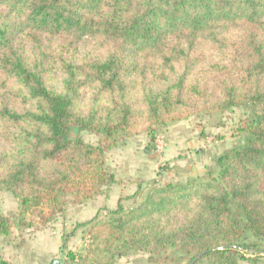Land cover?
I'll return each instance as SVG.
<instances>
[{
	"label": "trees",
	"instance_id": "trees-1",
	"mask_svg": "<svg viewBox=\"0 0 264 264\" xmlns=\"http://www.w3.org/2000/svg\"><path fill=\"white\" fill-rule=\"evenodd\" d=\"M235 108L248 112L245 142L216 159V176L153 186L109 221L79 224L85 264L264 254V0H0V188L42 226L118 182L104 155L117 135L154 140ZM24 225L0 212V236Z\"/></svg>",
	"mask_w": 264,
	"mask_h": 264
},
{
	"label": "rangeland",
	"instance_id": "rangeland-1",
	"mask_svg": "<svg viewBox=\"0 0 264 264\" xmlns=\"http://www.w3.org/2000/svg\"><path fill=\"white\" fill-rule=\"evenodd\" d=\"M247 116L248 112L243 108H235L224 114L199 113L188 120L160 128L154 140L146 132L131 136L117 135L114 147L104 155L107 169L126 189L125 194H120L119 202L129 210L139 205L153 186H165L169 182L186 183L209 173L216 176V159L224 151L244 144L245 135L239 130V125ZM80 136L94 145L104 141V137L96 133L83 132ZM110 187L81 203H71L69 199L66 210L45 226L40 224L36 214L25 213L18 199L6 187H1L0 212L17 223L25 224L13 227L6 236H0L1 256L6 260L11 252L20 251L29 256L36 250L37 253L49 250L52 252L48 264H85L84 259L90 254V237L88 227L78 226L93 219L102 223L112 218L109 212L119 205L116 198L109 196L106 200L109 207L104 205L96 212H92L90 207L91 204L95 205L92 200L109 193ZM80 228L85 229L83 236L70 249L69 238L74 229ZM61 235V247L57 248L54 237ZM251 241L255 239L251 238ZM70 253L75 255V259L71 258ZM178 257L172 250L154 257L147 253L131 252L118 258L115 264H189V261ZM245 257L239 264H264V254L254 261L249 260L252 258L249 255ZM196 264L219 263L215 258L204 257Z\"/></svg>",
	"mask_w": 264,
	"mask_h": 264
},
{
	"label": "crops",
	"instance_id": "crops-1",
	"mask_svg": "<svg viewBox=\"0 0 264 264\" xmlns=\"http://www.w3.org/2000/svg\"><path fill=\"white\" fill-rule=\"evenodd\" d=\"M118 183L114 184L113 186L110 187V191L109 193H105V195H101L96 197V200H92L95 202V205L91 204L90 207H92V212H96L98 211L101 207H103L104 205L106 207L107 203L106 200L107 198L110 196L112 199L116 198V202L118 204L119 200H120V194H125L126 193V189L123 187V185H121V181L117 180ZM94 206V207H93ZM109 209H113V208H109ZM84 223V222H81ZM83 231H85L84 228H80L78 230H73V235L69 238V245H70V249L72 248V246L76 244V242H78L77 240L80 238H82L83 236ZM62 235L59 237H54L55 240V245L57 246V248L61 247V242H62ZM33 246L30 244V248H32ZM51 252L49 250H44L43 252L40 251L37 253L34 251V254L31 253V255H25L23 252L17 251V252H11V254L9 253L7 255L6 260L9 261V264H48V261L50 256H51ZM43 253V255H41ZM43 258L42 261H38V259ZM43 262V263H42Z\"/></svg>",
	"mask_w": 264,
	"mask_h": 264
},
{
	"label": "water",
	"instance_id": "water-1",
	"mask_svg": "<svg viewBox=\"0 0 264 264\" xmlns=\"http://www.w3.org/2000/svg\"><path fill=\"white\" fill-rule=\"evenodd\" d=\"M201 257H202V256L197 257V258H196L191 264H196L197 261H199V260L201 259Z\"/></svg>",
	"mask_w": 264,
	"mask_h": 264
}]
</instances>
